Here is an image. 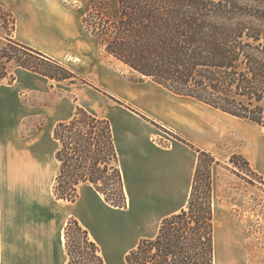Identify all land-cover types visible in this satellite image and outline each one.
<instances>
[{
  "label": "trees",
  "instance_id": "16d2710c",
  "mask_svg": "<svg viewBox=\"0 0 264 264\" xmlns=\"http://www.w3.org/2000/svg\"><path fill=\"white\" fill-rule=\"evenodd\" d=\"M90 9L83 22L95 42L143 79L264 128V0H90ZM14 45L37 60L17 58L19 67L57 82L80 79L44 53ZM15 79L12 75L10 82ZM53 138L59 145L53 184L58 201L75 203L80 188L89 185L109 206L128 208L110 119L77 107L55 126ZM179 139L198 153L187 203L160 221L155 236L142 238L126 254V264H216L218 161L212 152ZM64 239L67 264H107L100 244L75 217Z\"/></svg>",
  "mask_w": 264,
  "mask_h": 264
},
{
  "label": "crops",
  "instance_id": "0c3cea01",
  "mask_svg": "<svg viewBox=\"0 0 264 264\" xmlns=\"http://www.w3.org/2000/svg\"><path fill=\"white\" fill-rule=\"evenodd\" d=\"M50 12L49 15L41 12L36 18L23 11L17 12L15 40L54 60L57 57L52 52L57 49L82 54V41H94L83 19L79 27L70 22L68 8L54 5ZM29 77L19 72L11 87L18 83L24 89L30 82ZM37 83L39 88L44 82L38 80ZM99 84L122 106L112 107L108 116L103 117L110 119L113 125L128 207L135 195L140 202L163 200L157 206L152 203L148 213L150 217L158 216L159 221L179 212L184 207L179 199L189 197L198 161L197 151L179 138L215 154L228 139L230 117L245 119L177 95L147 78L132 81L124 75L104 71L99 76ZM7 89L0 87V264H67L64 230L71 217L78 219L94 238L92 233L96 231L81 209L97 221L98 211H126L128 208L109 206L89 185L80 188V196L72 203L73 207L58 201L53 194L60 167L55 158L57 149H53L42 131L22 136L14 124L17 116L7 110L10 106ZM2 93H5L4 99ZM160 129L174 137L167 146L153 140ZM242 130H235V135L240 137L248 132ZM259 138L256 133L247 146L235 147L232 152L241 153L252 165L264 168V146ZM101 227L109 232L114 225L102 221ZM157 231L158 228L147 237L155 236Z\"/></svg>",
  "mask_w": 264,
  "mask_h": 264
},
{
  "label": "rangeland",
  "instance_id": "374dc122",
  "mask_svg": "<svg viewBox=\"0 0 264 264\" xmlns=\"http://www.w3.org/2000/svg\"><path fill=\"white\" fill-rule=\"evenodd\" d=\"M54 5L68 8L70 22L79 27L82 26L84 16L91 10L90 0H0V74H8L7 78H0V87L8 88L10 106L7 110L10 109L9 111L17 116L14 124L22 136L28 137L33 132L38 134L42 131L55 150L59 147L53 139L55 126L73 116L77 107L106 117L112 107L122 108L119 101H114L100 88L99 76L102 72L124 75L132 81L143 78L127 65L108 55L94 39L92 42L85 38L82 41V54L79 51L62 52L59 49L52 52L61 64L80 77L76 84L43 78L19 67L15 62L17 58H23L28 62L37 60L26 52L13 49L14 43L18 42L14 33L16 23L18 25L17 12L23 11L36 18L41 12L51 14V6ZM7 57L12 60H8ZM41 67L49 68L43 64ZM19 72L30 76L28 79L30 82L24 89L18 83L11 87L14 83L10 82L11 76H16ZM38 80L44 82L39 88ZM1 98H5V93L1 94ZM228 124L230 128L228 139L214 154L218 161L213 171L216 196V264H264V168L252 165L243 154L240 153L241 158L239 154L232 152L235 147L247 146L250 137L256 133L260 136L261 145L264 146V128H259L251 121L231 117ZM242 128L248 132L243 136L241 134L240 137L236 136L235 130ZM153 140L167 146L174 137L160 129L159 135L153 136ZM234 155L238 157L233 158ZM245 160L250 163V167ZM187 200L188 198L179 199L184 206ZM162 201L146 199L140 202L132 195L131 207L126 211L113 209L98 211L97 218L95 217L97 221L89 217L85 210H80L96 231L92 235L101 245L108 264H126V254L135 248L142 238L156 232L160 222L158 216L150 217L148 213L152 203L157 206ZM63 204L68 207L74 206L72 203ZM102 221L112 222L114 225L112 230L104 231L101 227Z\"/></svg>",
  "mask_w": 264,
  "mask_h": 264
}]
</instances>
